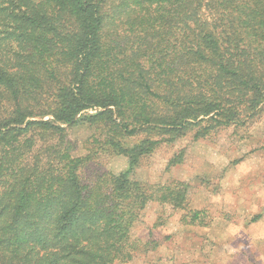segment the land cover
Here are the masks:
<instances>
[{"label": "trees", "instance_id": "trees-1", "mask_svg": "<svg viewBox=\"0 0 264 264\" xmlns=\"http://www.w3.org/2000/svg\"><path fill=\"white\" fill-rule=\"evenodd\" d=\"M263 105L264 0H0V264L129 263L154 201L207 226L188 183L130 175ZM78 125L93 129L85 154ZM103 154L128 170L88 177Z\"/></svg>", "mask_w": 264, "mask_h": 264}, {"label": "rangeland", "instance_id": "rangeland-1", "mask_svg": "<svg viewBox=\"0 0 264 264\" xmlns=\"http://www.w3.org/2000/svg\"><path fill=\"white\" fill-rule=\"evenodd\" d=\"M92 133L87 125L71 129L77 153L87 152ZM181 150L183 162L169 167ZM128 168L125 156L103 154L87 176ZM130 176L151 185L188 183L190 207L207 209L210 223L187 224L183 210L151 202L133 228L141 247L126 264H264V105L245 126L203 140L189 133L174 144L160 145Z\"/></svg>", "mask_w": 264, "mask_h": 264}]
</instances>
